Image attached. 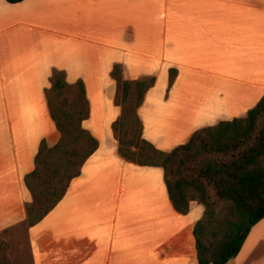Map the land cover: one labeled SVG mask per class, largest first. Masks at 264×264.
Masks as SVG:
<instances>
[{"label":"crops","instance_id":"0c3cea01","mask_svg":"<svg viewBox=\"0 0 264 264\" xmlns=\"http://www.w3.org/2000/svg\"><path fill=\"white\" fill-rule=\"evenodd\" d=\"M117 64L126 80L156 78L139 109L142 134L172 151L264 97V0H0V234L26 220L24 178L40 143L60 139L45 95L54 69L84 81V127L100 143L61 203L28 229L34 264H198L193 230L205 207L179 214L163 169L119 154ZM227 264H264V219Z\"/></svg>","mask_w":264,"mask_h":264},{"label":"trees","instance_id":"16d2710c","mask_svg":"<svg viewBox=\"0 0 264 264\" xmlns=\"http://www.w3.org/2000/svg\"><path fill=\"white\" fill-rule=\"evenodd\" d=\"M111 77L116 82L115 104L121 108L112 126L119 154L139 166L163 169L169 198L179 214L187 215L194 202L205 207L193 230L198 264H227L240 253L252 227L264 219V97L246 117L200 128L187 143L166 152L143 138L139 116L156 78L126 80L119 64ZM177 77L178 70L170 69L168 92ZM45 95L60 139L52 147L42 140L35 168L24 178L32 198L22 223L28 229L61 203L100 146L84 127L91 108L83 80L69 83L65 71L54 69ZM248 222L251 228L245 230ZM9 248L0 238V264H13Z\"/></svg>","mask_w":264,"mask_h":264},{"label":"rangeland","instance_id":"374dc122","mask_svg":"<svg viewBox=\"0 0 264 264\" xmlns=\"http://www.w3.org/2000/svg\"><path fill=\"white\" fill-rule=\"evenodd\" d=\"M0 238L8 242L10 246L8 255L13 264H34L27 227L21 225L6 230L0 234Z\"/></svg>","mask_w":264,"mask_h":264},{"label":"water","instance_id":"95a60500","mask_svg":"<svg viewBox=\"0 0 264 264\" xmlns=\"http://www.w3.org/2000/svg\"><path fill=\"white\" fill-rule=\"evenodd\" d=\"M249 228H251V223H250V222L247 223V225H246V227H245V230H247V229H249Z\"/></svg>","mask_w":264,"mask_h":264}]
</instances>
